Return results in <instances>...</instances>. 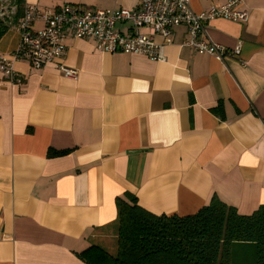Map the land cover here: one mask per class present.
<instances>
[{"label": "crops", "instance_id": "0c3cea01", "mask_svg": "<svg viewBox=\"0 0 264 264\" xmlns=\"http://www.w3.org/2000/svg\"><path fill=\"white\" fill-rule=\"evenodd\" d=\"M189 1L201 13L229 0ZM243 1L246 22L205 25L212 42L241 43L238 58L181 45L183 26L162 61L67 38L62 60L74 79L13 60L20 18L6 19L0 56L20 81L0 72V264H88L80 255L92 246L114 255L116 200L126 192L157 215H192L214 197L241 215L264 205V0ZM63 4L133 9L139 0L24 7Z\"/></svg>", "mask_w": 264, "mask_h": 264}, {"label": "built area", "instance_id": "2783aa9c", "mask_svg": "<svg viewBox=\"0 0 264 264\" xmlns=\"http://www.w3.org/2000/svg\"><path fill=\"white\" fill-rule=\"evenodd\" d=\"M216 18L246 22L249 11L243 0L212 5L201 13L192 10L189 0H139L133 9H87L63 4L44 11L28 5L24 7L19 22L20 43L11 58L25 61L36 70L52 65L64 76L74 79L77 71L62 60L66 51L65 39H90L101 52L121 51L162 61V50L172 42L173 29L179 26L185 27L187 35L181 45L219 60L225 56L238 58L241 43L233 49H226L208 37L205 25ZM118 23L130 24V30L127 33L118 31ZM142 28L148 29V35L140 31ZM156 35L163 38L161 44L154 41ZM0 72L12 82L20 81L12 69L11 60L3 56H0Z\"/></svg>", "mask_w": 264, "mask_h": 264}, {"label": "trees", "instance_id": "16d2710c", "mask_svg": "<svg viewBox=\"0 0 264 264\" xmlns=\"http://www.w3.org/2000/svg\"><path fill=\"white\" fill-rule=\"evenodd\" d=\"M24 3L13 1L15 18L22 17ZM7 29L0 18V38ZM116 206V253L92 246L80 255L88 264H264V205L241 215L214 197L192 215H157L126 192ZM248 252L243 263L241 254Z\"/></svg>", "mask_w": 264, "mask_h": 264}, {"label": "rangeland", "instance_id": "374dc122", "mask_svg": "<svg viewBox=\"0 0 264 264\" xmlns=\"http://www.w3.org/2000/svg\"><path fill=\"white\" fill-rule=\"evenodd\" d=\"M0 18L4 21L8 19L11 15L15 13L16 7L13 4L14 0H0ZM116 248V244L114 246V249ZM115 253V251H114ZM243 257V263L246 261V256H251L250 252L248 254H241ZM239 262V261H237Z\"/></svg>", "mask_w": 264, "mask_h": 264}]
</instances>
